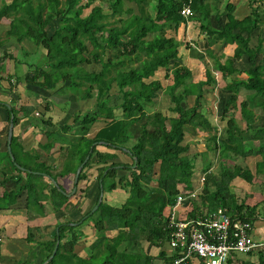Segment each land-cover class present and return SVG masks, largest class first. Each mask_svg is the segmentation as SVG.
I'll list each match as a JSON object with an SVG mask.
<instances>
[{"label": "trees", "instance_id": "trees-1", "mask_svg": "<svg viewBox=\"0 0 264 264\" xmlns=\"http://www.w3.org/2000/svg\"><path fill=\"white\" fill-rule=\"evenodd\" d=\"M80 1L0 0V19H11L8 24H0L6 28V42L14 40L23 53L46 51L45 61L36 64L31 73V82L38 80L34 84L48 95L68 92L76 102L93 101L87 111L81 112L80 108L70 122L48 131L52 139L47 147L60 143L56 166L46 161H37L35 166L24 162L28 170L26 177L21 176L15 163L18 158L13 136L15 161H11V173L5 172L1 181L4 191L0 210L26 191L29 210L35 205L44 212L45 200L53 209L63 211L65 217L75 208L82 212L85 200L96 192L92 197L94 207L104 192L94 212L91 207L77 220L67 217L57 224L59 232L46 241L48 256L58 237L60 243L47 264H152L153 256L143 250L142 242L147 240L161 247L170 241V215L177 195L182 190L199 188L203 175V187L180 219L197 218L222 206L233 217L253 225L259 216V205L239 202L232 191V181L240 177L253 182L264 174V124H256L255 112V108L264 111V7L251 0V12L239 14L235 12V0H100L97 4H93L96 0ZM90 6V12L84 15ZM185 6H190V15L182 13ZM189 22L193 28L196 26L194 30L198 28V39L202 36L206 42L203 51L186 40V46H195L194 51L198 50L205 64V73L198 80L194 77L199 73L195 75L179 53L185 43L180 30L184 31ZM217 43L233 49L224 62L216 54ZM94 62L100 64L99 69L85 66ZM216 71L225 82L218 114L227 122L221 131L206 114L209 108L205 89L217 83ZM242 89L247 92L238 103ZM162 90L168 95L165 106L171 115L155 105ZM190 96L195 99L192 105ZM50 105L47 101L43 108L49 111ZM30 110L33 108L26 105L19 109L24 114ZM236 110H240L241 117ZM17 111L12 103L8 112L10 117L11 113L14 115V124ZM50 120L40 119L48 123ZM100 120L105 123L91 134L93 125ZM189 128L208 133L206 149L200 151L201 171L196 170L197 151L195 142L188 138ZM251 154L261 156L255 172L236 160ZM87 155L90 157L78 177V181L86 182L74 193L80 197L77 201L52 181H45L46 175L60 183L59 177L75 174ZM119 188L126 196L113 204L107 194ZM85 216L92 219L98 235L89 259L76 251L84 236L79 226L86 218L81 224H71ZM118 241L120 247L116 245ZM255 254L257 261L238 264H264V248ZM178 255L179 250L171 255L160 252L166 264Z\"/></svg>", "mask_w": 264, "mask_h": 264}, {"label": "crops", "instance_id": "crops-1", "mask_svg": "<svg viewBox=\"0 0 264 264\" xmlns=\"http://www.w3.org/2000/svg\"><path fill=\"white\" fill-rule=\"evenodd\" d=\"M235 1L236 13L249 14L251 12V1ZM2 39L3 38H1V40ZM200 41H205V38L201 36L199 42ZM0 45L4 47L9 46L7 42L3 44L0 43ZM230 48L231 47L226 44H216V54L220 56L223 62L233 54L229 53L228 50ZM4 49L5 53H3L0 49V197L4 191L1 181L4 179V177H6L5 172L11 173L13 170L11 161H15V154L18 158V162L15 161L16 165L19 164L23 167V169H21L17 166L21 170L19 174L23 177H26L25 171L28 170L26 165L23 164L24 162H28V164L32 166H35L37 161H46L54 166L58 164L60 157V143H53L52 146L47 147L48 142L51 140L48 131H55L57 126H63L65 123H68L73 119L70 117L71 110L68 109V102L71 101V106L73 102H76L72 95L68 96V92L53 93L48 95V92L32 85L30 80L31 73L33 71L31 65H34L32 64V61L19 58L20 53H12L8 50L6 51V48ZM42 52L46 54V52ZM242 62L245 64V67H247L248 64L244 59H242ZM10 80H13V85H10ZM22 80L23 82L21 83ZM24 94H27L28 97ZM55 95L62 98L57 101L55 100ZM46 101H50L51 103V105L48 106V108L51 109L49 111H46L44 108L43 110L40 108L45 104ZM12 103L15 105L18 111L20 107L25 105L33 108V110H30V112L27 114H24L23 111H17L18 120L17 123L14 124L12 130V138L13 136L16 138V144L14 147L15 152L12 148V152L15 153L13 154L14 159L12 158L8 148L11 122L14 119V115L12 113L10 117L8 109L12 106ZM41 117H45V120L51 119L50 123L41 122ZM8 154H10L11 159ZM260 159L261 156L259 154H251L248 155L246 159L243 158L246 165L240 164L244 167L251 168L252 171L255 172L256 163ZM68 176L69 175L59 177L58 180L60 183L58 184L63 186L67 196L68 193L71 194L69 196H72L73 190L68 192ZM202 177H204V175ZM44 179L45 181H52L55 178L46 175ZM85 182L86 180H82L79 185L84 186ZM75 183L76 181L74 184ZM232 185V191L236 193L239 202L244 200L250 205H259V216L253 223L252 233L257 242H263L264 174H260L254 179L253 182H248L243 178L237 177L232 181ZM198 187H203V184H199ZM74 188L77 190V186H74ZM92 199L93 198L90 199L89 197L85 200V204L87 203V208ZM27 203V192L23 191L17 198L16 202L7 208L0 210V232L4 236V242L0 250V264H43L53 255L52 253L48 256L49 246L46 244V241L54 239L56 232H59V226L57 224L59 222H65L66 218L68 217V213L64 217L62 214L63 211L53 209L50 201H42L44 204V212L38 211V208L35 207V205L29 210ZM187 206L188 204L184 206L185 208L180 212L181 215L185 214V209ZM85 218L86 216L80 219L82 220L81 223H83ZM80 229L84 233V236L76 245V251L83 257L89 259L93 252L92 245L98 238V235L93 222L91 224H84L80 227ZM80 243L82 245H79ZM145 243H148L147 248H143V244L145 246ZM116 245L120 247L121 241H118ZM142 248L146 253L153 256L152 264H166L165 259L160 256V252L165 251L167 255H171L175 251L171 246L170 241H166L163 246L158 247L152 245L146 240L142 242ZM263 248L264 245L258 246L251 254L237 253V260L239 262L243 261V263L257 261L258 255L255 253H257L259 249ZM189 263L200 264V261L195 258L193 261L185 264ZM64 264H66V261Z\"/></svg>", "mask_w": 264, "mask_h": 264}, {"label": "built area", "instance_id": "built-area-1", "mask_svg": "<svg viewBox=\"0 0 264 264\" xmlns=\"http://www.w3.org/2000/svg\"><path fill=\"white\" fill-rule=\"evenodd\" d=\"M256 4L264 7V0H256ZM182 13L190 15V6H185ZM201 184H204V177ZM200 188L182 190L172 207L170 244L175 251H180V255L171 264H185L195 258L200 264H238L237 253L247 254L264 245V241L255 240L253 225L241 217H233L226 207L219 206L197 218L180 219V212L197 198ZM3 242L4 236L0 232V250Z\"/></svg>", "mask_w": 264, "mask_h": 264}, {"label": "rangeland", "instance_id": "rangeland-1", "mask_svg": "<svg viewBox=\"0 0 264 264\" xmlns=\"http://www.w3.org/2000/svg\"><path fill=\"white\" fill-rule=\"evenodd\" d=\"M7 1L10 2L11 0H7ZM86 1L87 0H81L80 2L81 3H85ZM242 1L247 2V1H251V0H242ZM97 3H100V0H96V2L93 3V4H97ZM102 4L106 5L105 3H102ZM238 5H239V2H238ZM92 6L86 8L84 10L83 14L85 15V14L89 13L91 8H92ZM10 20L11 19H9V18L3 17L2 19H0V23H2V24L7 23L8 24L10 22ZM52 28L53 27L50 28V31L52 30ZM195 28H196V26L193 28V26L191 25V22H189L187 28H185L184 31H183V28H181L180 35H181L182 39L185 40V43L180 47V52L179 53L183 57L184 62L185 63L187 62V64L190 65L192 67V69H194L195 75H197L199 73L196 77H194V79L198 80L205 73V64H203L201 62V58H200L201 56H199L198 50L194 51L193 48H195V46H192V49H191L190 47L186 46V43L189 42L190 44L196 45V47H198L199 50L201 49L203 51L206 48V43H205V41H200L199 42L200 38L198 39V37H199L198 28L196 30H194ZM1 38H3V39L1 40ZM6 39H7L6 28L4 26H0V43H2V44L5 43ZM186 40H187V42H186ZM12 41L13 42H10L9 46H5L4 47V46L0 45V49L2 50L3 53H5V49L4 48H6V51L8 50L9 52H12V53H18V54L20 53L19 58L28 59V60L32 61V64H34L33 67H31L32 69H34L36 64L37 65H41L44 62L46 55L43 52L30 51L28 53H25V52L23 53L21 51V46H19V44L16 43L14 40H12ZM43 51L46 52L44 49H43ZM228 51H229V53H233V49L232 48H230ZM107 53L109 55H111L110 51H107ZM204 55L206 56L207 59L209 58L207 53L204 52ZM85 66L88 69H90V70L99 69L100 68V64L97 63V62H94V63H91V64H86ZM160 75H161V77L164 75V70L161 72ZM215 77L217 79V83L215 84V86L205 89V98H206L205 101L207 102L206 104H207V107L209 108V110H208V112L206 114L209 115V117L215 121L216 125L218 126L219 131H221V130L225 129L226 122H227V119L221 120L220 115L218 114V112H219L218 110H219V107H220V100H221L220 99L221 88H222L223 85H225V82L222 79V76H221L220 72H216L215 73ZM242 77H246V74H242ZM9 82H10V85H11L13 83V80H10ZM22 82H23V80L21 81V83ZM32 82H31L32 85L36 86V84H34V83H37L38 80H33ZM20 85H22V84H20ZM36 87L41 88L39 86H36ZM246 92L247 91L244 90V89L241 90V92H240V94L238 96L239 97L238 98V103H240V101L245 98ZM24 95L27 96V94H24ZM54 97H55V100H57V101H59L62 98V97H59V96H56V95ZM157 100H158V102H157L158 104L156 103L155 105L157 106L158 109H160L165 114H168V115L173 114L165 106L167 103H169V98H168V95L163 90L159 92V94L157 96ZM46 102H45V104H46ZM70 102H68V109L71 110L70 111L71 119L74 117V114H75V112L77 110H79L81 108L82 109L81 112H85L93 104L92 100H87L86 102H82L81 101V103L80 102H73L72 106L70 105L71 104ZM112 102H114V100H112ZM194 102H195L194 96H190V104L192 105ZM161 104L164 107L161 106ZM40 108L43 110V106H41ZM255 112H256V124L257 123L264 124V111L262 109H260V108H255ZM236 115L238 117H241L240 110H236ZM104 123H105L104 120H102V121L100 120L99 122L95 123L93 125L92 129H91V134H93L95 132V130H97ZM243 123L245 124V122H243ZM189 131H190L189 132L190 135H189L188 138H189V140H192L193 142H195L194 146H195V149L197 151V158H196V161H195L196 170L197 171H201V168H202V165H203V158H202V156L200 154V151H203V150L206 149L207 141H206L205 137L207 136L208 133L206 131H204V130L195 131V130H192L190 128H189ZM100 148L107 149L106 147H103V146H100ZM209 156H211V153H209ZM237 158H239V159H236L238 161V163L246 165L242 157L239 156ZM215 166H217V164ZM198 174H200V172ZM74 182H75V174L69 175L68 176V183H67L68 192L73 190ZM76 183H81V181H78ZM79 187H80V185L77 186V189ZM74 193L75 192H73V194H72V200L77 201L80 197L74 196L75 195ZM95 194H96V192L91 194L90 199L92 198V196H95ZM125 196H126L125 192L119 188V189H116L115 191H113L111 193H108L107 194V200H109L113 204H115V203L118 204V203H120L121 201L124 200ZM94 202L95 201L93 199L91 201V203L89 204L90 207L88 206V208H87V203L86 204L84 203L82 212L79 211L76 208L71 210V212L68 213V217L71 216L72 218L77 220L78 218H80L83 215V213H85L87 211V209H89L91 207L92 208L95 207V206L93 207ZM85 220H87V218ZM91 220L92 219L89 218L86 222L83 223V225L84 224H89V223L91 224L92 223ZM83 225L81 224L79 226V228L81 226H83ZM110 233H111V235H113L115 232H110ZM79 245H82V244L80 243ZM147 245H148V243H145V246L143 244V248H147ZM154 251H155V249H154Z\"/></svg>", "mask_w": 264, "mask_h": 264}, {"label": "water", "instance_id": "water-1", "mask_svg": "<svg viewBox=\"0 0 264 264\" xmlns=\"http://www.w3.org/2000/svg\"><path fill=\"white\" fill-rule=\"evenodd\" d=\"M13 126H14V123H13V121H12V122H11L10 134H9V144H8L9 147H8V148H9V152H10L12 158L14 159V155H13V152H12V145H11V142H12V132H13L12 130H13ZM100 143H105V142H104V141H101ZM94 145H95V143H94ZM94 145H92V147H91V151L93 150ZM89 157H90V155H87V157L85 158L84 162H83V163L79 166V168L77 169V171H76V176H75V181H76V182H78V177H79L80 171L82 170L84 164H85L86 161L89 159ZM17 166H18L19 168L23 169V167H22L21 165L18 164ZM52 181H53V183H54L58 188H60L64 193H66L65 190L62 189V187L58 184V182H57L55 179H53ZM75 191H76V188L73 189V192H75ZM103 194H104V192L102 191V192H101V195H100V198H99V201H98V204L95 205V207L92 209V212H94V211L98 208L99 204L102 202ZM68 195H71V194L68 193ZM81 222H82V220H80V221H78V222H71V224L78 225V224L81 223ZM59 241H60V238L58 237V240H57V243H56L55 250L53 251V255H52L47 261H45L43 264H47V263L53 258L54 254H55L56 251H57V248H58V245H59Z\"/></svg>", "mask_w": 264, "mask_h": 264}]
</instances>
